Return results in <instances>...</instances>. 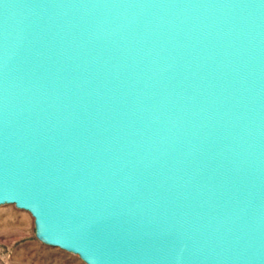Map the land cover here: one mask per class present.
Returning a JSON list of instances; mask_svg holds the SVG:
<instances>
[{
  "label": "water",
  "instance_id": "95a60500",
  "mask_svg": "<svg viewBox=\"0 0 264 264\" xmlns=\"http://www.w3.org/2000/svg\"><path fill=\"white\" fill-rule=\"evenodd\" d=\"M87 264H264V0H0V205Z\"/></svg>",
  "mask_w": 264,
  "mask_h": 264
},
{
  "label": "rangeland",
  "instance_id": "374dc122",
  "mask_svg": "<svg viewBox=\"0 0 264 264\" xmlns=\"http://www.w3.org/2000/svg\"><path fill=\"white\" fill-rule=\"evenodd\" d=\"M0 264L87 263L78 254L42 242L30 212L4 204L0 205Z\"/></svg>",
  "mask_w": 264,
  "mask_h": 264
},
{
  "label": "bare ground",
  "instance_id": "6f19581e",
  "mask_svg": "<svg viewBox=\"0 0 264 264\" xmlns=\"http://www.w3.org/2000/svg\"><path fill=\"white\" fill-rule=\"evenodd\" d=\"M23 213H24V215H25V216H27V217H28V213H27V212H23Z\"/></svg>",
  "mask_w": 264,
  "mask_h": 264
}]
</instances>
